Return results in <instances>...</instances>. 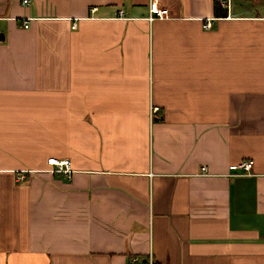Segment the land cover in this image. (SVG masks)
<instances>
[{
	"label": "crops",
	"instance_id": "0c3cea01",
	"mask_svg": "<svg viewBox=\"0 0 264 264\" xmlns=\"http://www.w3.org/2000/svg\"><path fill=\"white\" fill-rule=\"evenodd\" d=\"M211 1L0 0V264H264V0Z\"/></svg>",
	"mask_w": 264,
	"mask_h": 264
},
{
	"label": "built area",
	"instance_id": "2783aa9c",
	"mask_svg": "<svg viewBox=\"0 0 264 264\" xmlns=\"http://www.w3.org/2000/svg\"><path fill=\"white\" fill-rule=\"evenodd\" d=\"M21 2L26 3L27 0H21ZM220 4L222 7L225 8L227 6V0H220ZM166 15H167L166 8L156 7L150 4L146 18L147 20H151L153 18L164 17ZM26 25H27L26 21H23L22 26H26ZM202 26L203 27L209 26V20H206ZM151 108L154 110L155 106ZM45 164L47 165L46 170L49 171L50 173L57 172V173H61L65 175L66 177H68L71 171L70 166H69V161L66 158H56L53 156H49L45 159ZM251 164H252V161L250 159L239 161L236 164V167L240 168V171L234 172L232 173V175L248 174L251 169ZM197 173L201 175L205 174V166L200 165ZM148 264H152V263L148 262Z\"/></svg>",
	"mask_w": 264,
	"mask_h": 264
},
{
	"label": "trees",
	"instance_id": "16d2710c",
	"mask_svg": "<svg viewBox=\"0 0 264 264\" xmlns=\"http://www.w3.org/2000/svg\"><path fill=\"white\" fill-rule=\"evenodd\" d=\"M212 12L215 16H224L225 8L221 6L220 0H212Z\"/></svg>",
	"mask_w": 264,
	"mask_h": 264
}]
</instances>
